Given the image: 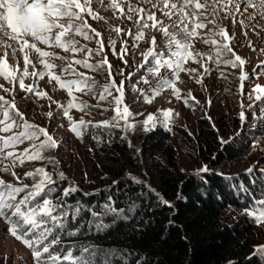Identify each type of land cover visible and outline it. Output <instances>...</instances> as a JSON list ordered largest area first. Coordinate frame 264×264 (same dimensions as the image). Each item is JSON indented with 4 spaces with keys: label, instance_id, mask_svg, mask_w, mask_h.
I'll list each match as a JSON object with an SVG mask.
<instances>
[{
    "label": "snow or ice",
    "instance_id": "1",
    "mask_svg": "<svg viewBox=\"0 0 264 264\" xmlns=\"http://www.w3.org/2000/svg\"><path fill=\"white\" fill-rule=\"evenodd\" d=\"M102 11H112L113 17L120 21L116 26L109 23L110 34L107 42L102 32L89 23V18L108 23L109 18L102 15ZM127 22L131 23V27L126 29L121 26ZM237 25L246 39L251 32L264 43V0H136L135 4L133 0H0V47L5 50L4 55L0 56V78L12 86L9 88L0 83V92L11 97L8 99L4 94H0V165H3L0 172L10 173L16 181L14 184L0 178V220L8 225L7 233L31 251L32 264H158V262L149 261L146 254L134 249L115 247L105 249L88 243L90 239L106 237L113 226L133 220L139 211L140 202L133 200L126 207L118 208L116 197L110 194L103 202L92 205L70 199L81 189L74 182L62 187L60 182L67 181L68 177L63 171L56 170L59 161L46 155L51 150H58L60 145L45 127L30 123L17 105V91L25 93L21 102L31 100L33 95L40 98L48 96L47 92L37 91L35 80L31 84H26V78L31 76L43 80L47 75L49 83L56 81V84L66 89L68 95L72 97L66 107L59 105L58 112L47 113L50 121L62 113L71 124L70 131L76 137L87 134L91 135L97 144L106 142L110 145L115 137V130L122 128L126 134L137 127L130 122L135 114L124 103L126 84L131 83L133 79L137 82L143 80L145 84L149 81L145 75L137 76L136 72H128L125 76L124 68L117 69L109 62L105 48L111 49L112 55L118 57L126 68H132L133 64L129 57L134 56V50L139 48V42L145 40L151 33V47L142 53L143 62L136 65L137 72L143 68L148 75L158 76L161 68H167L176 79H179L180 72L197 71L195 68L183 67L191 60L203 69L197 77V83H200L204 76L209 75L214 69L220 70L222 65L240 70L238 78L241 95L239 112L241 130L227 139L218 137L219 143L226 151L243 136L244 128L248 126L246 111L251 112L254 122L264 120V116L257 114L258 108L264 113V86L255 85L252 93L248 94L251 102L245 104L243 101L245 81H251L252 77L259 76V73L254 71L246 74L244 71L246 61L233 50L232 45L235 44L237 36L235 32L229 34V27L235 28ZM111 33H115V36ZM122 33L127 39L122 37ZM155 33H160L165 38L167 55L155 50L158 46ZM76 37L84 41H95L96 47L82 44ZM118 40L121 43L117 51ZM194 40H202L205 45H210L211 54L195 51ZM41 45L61 49L72 56L69 59L66 55H56L54 52L44 50ZM248 46L253 52L257 51L251 39H248ZM33 53L36 54L35 62L32 59ZM77 54H83V58H76ZM17 57H22V68L19 59L15 66L9 63L11 58ZM94 57L102 59L89 62ZM54 59L68 62L58 65L51 62ZM37 63L42 65V70H37ZM74 65L99 74L107 72L108 83L100 91L99 101L114 102L115 115L111 120L95 124L91 121L86 122L83 118L78 122L72 120L69 115L71 109L83 111L89 108L87 104H77L73 92L87 90L94 93L98 87L94 79L78 71ZM57 68L60 70L59 75L54 71ZM220 74L227 78L223 71ZM116 75L124 77L119 85ZM62 76L74 78L62 80ZM169 86L173 89V96L181 99L174 81L168 79H160L152 91L156 94L160 89ZM112 89L119 95L113 96ZM132 90H138L134 84ZM139 91L146 102H151L152 97L148 96L145 90ZM109 97H112V101L108 100ZM48 99L51 100V97L48 96ZM193 100L195 97L189 92L183 102L186 106H191L190 101ZM208 103L210 106L211 100ZM174 115L178 114L173 113L171 109L162 112L163 119L149 114L143 121L144 130L154 131L158 127L171 130ZM207 118L211 120V117ZM260 131L264 133V127L260 128ZM120 138L123 140L127 137L122 135ZM26 142L28 146L18 151L17 149ZM259 142V138L254 137L253 148L258 146ZM5 161L7 163H4ZM28 161L46 162L51 166V170L48 167H37L34 171L24 172L21 176L15 169L24 166ZM259 163L248 167L244 173L250 178L251 188L244 184L239 174L213 172L207 164L188 174L189 180L197 183L200 196L206 200L209 198L210 177L217 175L225 179L234 195L240 193L242 201L244 196H247L249 203L257 206L256 211L245 207L243 213L260 225L264 223V168H260ZM181 172L185 170L181 169ZM257 174L261 179L260 187L257 189L259 196L252 191V188L256 187ZM122 179L131 180L135 185L143 183L130 173ZM25 180H31V183H25ZM120 182L113 181L110 187ZM187 182L181 181L176 193L178 202H188V196L183 191V186ZM144 187L146 192L137 193L141 199L153 194L159 204L175 209V204L165 200L160 193L151 188L150 184H144ZM101 191L104 190L84 195H99ZM216 199L222 201L223 197L217 193ZM173 226L174 221L169 220L166 228L170 229ZM143 230L144 226L137 224L133 232ZM161 239L167 237L162 236ZM183 239L187 240V237ZM229 264L238 262L230 261ZM244 264H264V245L253 246V251L246 256Z\"/></svg>",
    "mask_w": 264,
    "mask_h": 264
},
{
    "label": "rangeland",
    "instance_id": "2",
    "mask_svg": "<svg viewBox=\"0 0 264 264\" xmlns=\"http://www.w3.org/2000/svg\"><path fill=\"white\" fill-rule=\"evenodd\" d=\"M136 3V0H133ZM98 7V5H97ZM251 11V10H250ZM102 15L109 18L108 23L104 21H94L89 18V23L100 30L105 37L109 36V23L113 26L120 24V21L113 17L112 11H102ZM230 24V21L228 22ZM122 27H131V23L127 22ZM236 33L237 39L233 46V50L237 55L241 56L245 61L244 71L246 74H251L254 71L259 73V76H253L251 81H245L244 97L245 104L250 103L248 94L252 93V89L255 85L264 86V43H261L255 35L249 32L248 39L252 40V45L257 49L253 52L252 48L248 46V39L242 34V30L237 25L235 28L229 27V34ZM115 36V33H111ZM123 38L127 39L124 34H121ZM151 33L148 34L145 40L139 42V48L134 50V56L129 57L130 62L133 64L132 68H126L123 62L116 56L112 55L111 49L105 48L108 55L109 62L117 69L124 68V75L127 76L128 72H136L137 76L145 75L149 83L145 84L143 80L137 82L135 79L131 83L125 86V98L124 103L130 107V110L135 115L131 119V123L137 125L134 129L124 134L122 128L115 130V137L112 143L124 142L127 149L134 148L136 154L140 156L141 147L144 142L152 133H159L164 136L163 141L170 145L172 149L171 157L172 164L169 162L165 153H156L153 158L157 159L165 168L177 167L182 172V181H188L190 173L193 170L200 168L207 164L210 166L213 172H224L230 175L239 174L243 179H250L245 176V170L253 165L259 163L260 168H264V133L260 131V128L264 127V120L254 122L251 112L246 111L248 117V126L244 128V134L238 138L233 145H230L227 150H223L219 143L218 137L224 139L234 136L241 130V122L239 119L240 101L241 95L239 91V74L240 70L232 69L230 66H221L220 70H213L209 75L204 76L200 83H197V77L203 72L199 64L193 63L189 60L183 65L184 68H195V73L183 71L179 74V79H176L171 70L167 68L160 69V75L151 76L148 75L145 69L136 71V65L143 62L142 53L151 47L150 39ZM157 36V52H164L167 55V48L164 46L165 38L160 33H155ZM81 40L82 44H87L89 47H96L95 41H84L80 37H76ZM121 41L117 42V51ZM194 50L204 53L206 55L211 54V46L205 45L202 40L193 41ZM44 50L54 52L56 55H66L71 58V53H64L61 49L48 48L41 45ZM4 48L0 47V56L4 55ZM76 58H83V54H77ZM17 59H19V65L23 67L22 57L11 58L9 63L13 66L16 65ZM32 59L36 60V54H32ZM102 59V57H94L89 62H96ZM55 64H66L68 61L52 60ZM212 67V65H209ZM74 67L83 72L86 76L91 77L96 81L98 87L94 90V93H89L87 90L81 92H73V96L76 97L77 104H87L89 108L83 111L73 108L69 111V115L72 120L78 122L83 118L86 122L91 121L93 124L111 120L115 115L113 109L115 107L114 102L109 103L107 101H99L100 91L103 86L108 83L107 72L99 74L90 70L84 69L78 65ZM37 70H42V65L37 63ZM31 71V67L29 68ZM56 74H60L59 68L54 69ZM221 71L225 73L227 78L221 76ZM74 77L62 76L61 79H73ZM168 79L174 81L176 88L179 89V95L181 99H176L173 96V89L171 86L160 89L158 93L154 94L153 89L156 88L160 79ZM124 77L116 75V81L119 82ZM35 80L37 84V91H44L48 93V96L44 98L33 95L32 99L27 102H21V98L25 95L24 92L17 91L16 102L21 111L24 112L25 118L30 122L40 127H45L49 134L60 145L58 150H51L46 155L59 161L56 166L57 171H63L68 180L60 182L63 187L66 184H72L73 182L79 186L82 193H94L96 190H102L105 188L103 181L105 179H111L113 181L123 180L126 174L135 175L144 184L151 185V178L147 174V170H135L125 164V160L122 156L117 155V152L113 146L106 147L105 144H97L91 135H83L82 137H76L74 133L70 131L71 124L68 119L63 117L62 113L58 118L49 120L47 116L48 112L56 113L59 111L58 106H67L72 99L68 95V91L59 87L56 81L48 82V76L45 75L43 80L28 76L25 80L26 84H31ZM0 83L5 84L6 87L11 88L3 78H0ZM135 85L137 91L132 90V85ZM18 88V86H17ZM140 89L145 90L148 96H151V102H146L145 97L141 96ZM113 96L119 95L112 89ZM191 92L195 100L190 101L191 106L184 104V98ZM4 94L6 98L11 97ZM112 101V97L108 98ZM211 100L209 106L208 101ZM54 101V103H53ZM104 109H108L104 111ZM171 109L174 115L172 118L171 130L163 127H158L154 131L146 132L144 130L143 121L149 114H152L160 119H163L162 112L164 110ZM207 114V115H205ZM257 114L264 116V113L257 109ZM207 117H211L209 120ZM123 122L121 121V124ZM202 129V130H201ZM211 132V138L215 141L216 148L206 147L204 137L199 135L202 131ZM218 130V131H217ZM122 135H126V139H121ZM203 135V134H202ZM259 138V145L253 148V138ZM43 139V137H41ZM129 141L131 147H129ZM111 143V144H112ZM28 142L23 146H20L17 150L21 151L23 147H27ZM91 149V151H89ZM139 150V151H137ZM229 155V156H228ZM117 158V159H116ZM114 160H118L115 163ZM4 163H7L5 161ZM3 165H0L2 167ZM37 167H48L51 170V166L47 165L43 161H28L24 166H18L15 171L21 176L24 172L34 171ZM118 172H122L120 176L115 175ZM115 175V176H114ZM213 177L221 178L217 175ZM0 178H3L6 182L16 183L15 179L10 173L0 172ZM259 178L256 180V187L258 185ZM131 181V180H127ZM25 183H31V180H25ZM151 188L154 189L151 185ZM253 211L257 210V206L254 205ZM175 211V209H173ZM245 221L253 229V235L256 240V245H264V223L257 225L252 217H249L243 213V210L236 208H229L224 214L223 223L232 226L240 225ZM8 225L0 220V264H32L31 251L27 249L21 242L15 240L10 234L7 233Z\"/></svg>",
    "mask_w": 264,
    "mask_h": 264
},
{
    "label": "trees",
    "instance_id": "3",
    "mask_svg": "<svg viewBox=\"0 0 264 264\" xmlns=\"http://www.w3.org/2000/svg\"><path fill=\"white\" fill-rule=\"evenodd\" d=\"M199 135L200 139L204 137L207 148L217 147L210 131H202ZM163 139L164 136L159 131L149 135L141 147L140 156L136 154L134 148L127 149L124 142H113L110 145L105 142V146H113L117 155L122 156L125 164L132 169L147 170L152 187L165 200L175 204V211L159 204L153 194L141 199L137 193L147 191L144 182L135 185L132 181L120 180L118 185L110 187L112 180L105 179L103 181L105 188L102 189L104 191L99 195L85 196L77 192L70 199L92 205L103 202L110 194L116 197L118 208L126 207L133 200H139L140 208L133 220L113 226L106 237L93 238L88 243L105 249L114 247L134 249L146 254L149 261L158 264H229L230 261L244 264L246 256L253 251V246L257 243L253 229L245 221L240 225L224 224V214L229 208L243 210L248 207L253 210L254 205L249 203L247 196H244L242 201L240 193L234 195L225 179L213 176L210 177L208 199L200 196L197 183L188 180L183 186L188 202H178L176 193L183 180L182 172L176 166L173 169L165 168L158 158H153L156 153L161 152L167 155L171 164L173 163L172 149ZM114 161L118 163V160ZM121 174L122 172H118L115 175ZM257 177L259 183L252 191L259 196L257 189L260 187L261 179L258 174ZM243 182L247 187H252L248 179H243ZM217 193L223 197L222 201L216 199ZM169 220L174 221V226L167 229ZM137 224L143 225L144 230L133 232ZM89 235L91 236V233ZM162 236L167 239L162 240ZM185 236L187 240L183 239Z\"/></svg>",
    "mask_w": 264,
    "mask_h": 264
}]
</instances>
